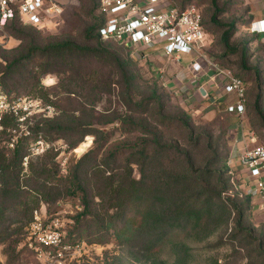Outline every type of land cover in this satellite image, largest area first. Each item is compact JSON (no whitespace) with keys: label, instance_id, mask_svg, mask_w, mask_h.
I'll use <instances>...</instances> for the list:
<instances>
[{"label":"rangeland","instance_id":"1","mask_svg":"<svg viewBox=\"0 0 264 264\" xmlns=\"http://www.w3.org/2000/svg\"><path fill=\"white\" fill-rule=\"evenodd\" d=\"M195 1L202 7L207 28L209 27L202 44L207 46L205 49L207 58L218 61L223 65V69H228L233 74L242 71L240 56L244 49L250 57L248 63L250 65L256 63V57L254 58L253 55L257 44L254 43L253 36L248 34L250 15L247 1L216 0V7L213 5V0ZM65 7L61 17H51L41 29L19 22L17 34H15L17 31L11 32L9 25L0 32V80L3 81L4 89H11L12 92L8 91L13 97L27 96L39 100L42 106L23 122L15 118V126L8 131L11 136L9 147L13 148L18 141L25 143V149L29 152L24 158V171L27 174L30 172L29 160L38 166L46 159L48 166L57 170L58 177H65L49 192V201L41 198L39 210L34 212V216L31 212L26 213L21 210L19 202L21 198H25L24 194L12 196L6 203L0 200V203H3L0 210V264H206V258L210 256L214 257L211 259V264L216 260L220 264H264V214L259 210L262 194L255 192L251 182L247 184L248 173L237 159V152L239 150L241 152L244 145L232 129L227 132L225 122L228 104H235L236 96L230 101L218 90L208 96L201 95L199 89L206 84L200 79L197 80L190 70L192 62L198 59L194 55H184L180 59L170 58L162 54L159 49L153 48L131 51L130 56V53L118 44L105 42V46L119 56L133 59L131 67L136 80L135 101L148 95L154 88L165 104L166 115L187 113L198 132L202 130L211 132L214 148L221 149L224 153H228L232 148L233 155L229 164L235 173L226 174V177H229L230 190L224 196L231 197L241 209L243 208L242 224L238 226V218L233 213L229 225L224 230L209 240L192 244L197 248L195 256H188L189 253L178 246L173 253L170 252V255L165 252L163 257L153 258L141 254L134 243L130 244L131 246L119 244L116 236L111 234L112 230L100 228V224L96 223L98 218H94L91 214H83L87 200L91 201L92 207H98L95 204L98 199L94 197L98 182L92 165L102 162L108 166H110L108 163L114 164L112 158L106 157L107 154L117 145L135 142L141 134L130 131L128 125L123 126L118 120L119 116L125 117L127 114L125 102L128 100V95L121 84L122 79L117 65L83 57L74 60V64H69L71 60L57 66L52 63V67L57 68L56 72L42 74L40 79L33 78V74L40 71L36 67L40 61L36 54L31 58L26 57L32 44L44 46L67 39L82 45L97 44V39L92 38L95 37V31L89 36L86 34V29L96 23L95 1L71 0ZM215 12L218 23L226 25L225 27L213 24L212 15ZM231 28L233 35L230 43L235 47L236 52L226 51L222 41L224 31H229ZM17 57L23 58L25 64L22 76L12 75L10 76L12 81L9 78L3 80L4 67ZM198 60L202 64V71H209L208 63L203 58ZM77 68L79 75L77 72L73 73ZM90 80L98 86L97 89L91 91L87 84L92 82ZM13 81H16V84ZM247 89L250 91L247 97L249 106L242 119L244 130L249 134L253 133L256 142L245 147L264 145L262 122L252 111L255 96L261 89L264 91V86L258 87L257 80L252 76L247 82ZM211 97L220 98V104L215 108L210 104ZM150 108V111L145 112L144 115L151 124L162 129L167 140L186 143L182 129L175 125L169 127L157 123L156 114L152 113L155 105L151 104ZM50 120H56L64 127L77 129L60 132L56 130L49 132L45 127L39 129L42 124L51 123ZM81 122L84 124L81 125ZM87 122L101 129L96 133L100 143L104 142L103 136L106 135L103 131L109 133L110 141L104 149L84 159V154L95 145V133L84 136L75 148L70 146L81 140L79 129H86ZM226 132L228 137L225 138ZM248 141L247 138L246 142ZM125 159L124 155L118 156L116 160L114 158L115 165H122ZM134 167V174L139 177V170L137 166ZM76 171L82 182L81 185L73 181ZM48 174L46 172L45 176ZM25 193L27 195L28 192ZM259 197L260 199L257 200ZM246 199L251 201L248 203ZM31 216L33 221L39 217L43 225L52 221L57 222L63 231L64 241L78 245L74 254L72 253L73 256L52 263L40 260L30 246L35 241ZM129 222H138V225L144 223L140 219L136 220L133 212L129 215Z\"/></svg>","mask_w":264,"mask_h":264},{"label":"trees","instance_id":"2","mask_svg":"<svg viewBox=\"0 0 264 264\" xmlns=\"http://www.w3.org/2000/svg\"><path fill=\"white\" fill-rule=\"evenodd\" d=\"M94 1L97 19L96 23L86 29V34L89 36L95 31V37L92 38L97 39L96 46L82 45L67 39L48 43L44 46L32 44L26 54L28 58L33 57L35 54L39 57L40 63L36 67L40 71L33 74L34 79H40L42 74L56 72L57 68H53L52 63L57 66L71 60L69 64H74V60L83 57H88L89 60L108 61L119 68L122 79L121 84L128 95V100L125 102L128 111L125 117L119 116L118 120L123 123V126L128 125L130 131L139 132L141 135L137 137L135 142L117 145L107 154L106 157L108 159L112 158L114 164L108 163L110 164L108 166L105 162H102L92 165L94 174L97 175L98 189L94 193V197L98 199L95 201L98 207H92L91 201L87 200L83 214H91L94 218H98L96 223L100 224V228L112 230L111 234L116 236L119 244L131 246L130 244L134 243L141 254L146 256L161 258L165 252L168 255H170V252L173 253L178 246L188 252V256H195L197 248L192 244L209 240L212 236L224 230L229 225L233 213L238 218V226L244 220L243 208L241 209L231 197L224 196L230 190L229 177H226V174L227 172L235 173L229 164L233 155L232 148L228 153L214 148L211 132L208 130L198 132L197 127L193 125L187 113L175 116L166 115L164 113L165 104L154 88L149 91L148 95L135 101L136 91L134 85H136V80L131 67L133 59L119 56L115 51L105 46V42L118 44L126 49L130 56L132 50L120 41L101 37L99 29L103 24V17L99 13V1ZM176 1L187 3L195 0ZM213 5L217 6L216 0H213ZM198 6L203 13V25L207 34L209 27L207 28L205 14L202 7L199 4ZM65 9L66 7L64 11ZM63 13L58 17H61ZM248 13L250 14L249 6ZM212 21L216 26H226L218 23L216 12L212 15ZM19 22L21 23L20 19L16 18L7 24L11 32L18 30L17 24ZM22 24L33 26L24 22ZM232 28L229 31H224L222 35L223 45L228 52H236L235 47L230 43V38L233 35ZM17 33L18 31L15 32V34ZM206 47L202 46L204 55L206 54ZM147 49L151 50L153 48ZM260 51V46H257L253 55L254 58L256 57V63L250 65L248 63L250 57L244 49L240 56L242 71L235 74L245 84V110L249 106L247 97L250 91L247 89V82L253 76L258 82V87L261 86L262 88L264 86L263 73L259 70L261 63ZM167 57L171 58V56ZM22 60L21 57L11 60L4 67L2 79L9 78L12 81L10 76H22L23 71H25V64ZM213 63L219 67L223 66L218 61H213ZM74 72L79 75L78 68L77 70L74 69ZM13 83L16 84V81H13ZM6 84L10 86L8 83ZM87 84L91 91L98 87L93 81ZM8 90L12 92L11 89ZM8 90L5 91L11 95ZM262 90L255 96L252 111L261 120V126L264 128V91ZM151 104L155 105V110L152 112L156 114L155 121L161 125L169 127L175 125L182 129L185 133L186 143L172 139L167 140L162 129H158L150 123L144 113L150 111ZM210 104L215 108L220 104V99L210 101ZM242 117L236 112L228 111V114L225 115L227 132L241 124L243 122ZM50 122L52 125L51 123H44L39 129L45 127L49 132L51 130L60 132L77 129L75 127H64L56 120H50ZM80 124L82 125L84 122ZM2 126L3 129L0 131V200L6 203L12 196L24 194L25 198H21L19 202L21 210L26 213L31 212L34 216V212L39 210L38 206L41 198L49 201V192L57 186L59 180L65 179V177H58L57 170L49 167L46 159L41 161L38 166H35L32 160H29L30 172L27 174L24 171V158L28 156L29 152L25 149V143L18 141L13 148L9 147L11 136L8 131L15 126V117L6 115L2 120ZM86 126H88L86 129H79L82 135L81 140L72 143L70 146L75 148L84 136L95 133V145H92L91 149L84 154V159L90 154L104 149L110 141L109 133L103 131V134L106 135L103 136L104 142L100 143L96 133L100 132L101 129L93 127L91 122H87ZM227 132L225 138L228 137ZM197 151H199L198 156ZM121 155L126 156L124 163L115 165L114 158L116 160ZM134 166H137L139 170V177L134 174ZM104 167H107V169H104ZM46 172L49 173L47 176H45ZM42 174L44 175L42 176ZM77 174L78 171L74 174L75 179L73 181L81 185L82 182H80L81 180ZM25 192H28L27 195ZM250 201V199H246V202L249 203ZM3 203H0V210ZM131 212L135 214L136 220L140 219L144 223L138 225V222H129ZM32 216L31 221H33ZM220 242L223 243V241ZM32 252L34 251L32 250ZM212 258L214 257L206 258V264H211ZM176 262L178 263V260ZM213 264L220 263L216 260L213 261Z\"/></svg>","mask_w":264,"mask_h":264},{"label":"built area","instance_id":"3","mask_svg":"<svg viewBox=\"0 0 264 264\" xmlns=\"http://www.w3.org/2000/svg\"><path fill=\"white\" fill-rule=\"evenodd\" d=\"M103 24L99 29L101 37L124 43L132 51L156 48L165 56L180 59L184 55L203 58L209 70L224 75V81L217 86L223 96L235 95V104H228V111L243 116L245 113L246 88L244 81L228 69H223L208 59L201 47L206 35L203 13L195 1L182 3L176 0H98ZM71 0H0V32L16 18L33 26L44 27L51 17L63 13ZM257 32L264 33V19L257 22ZM192 62L194 72L202 71L199 60ZM208 92L205 96H208ZM39 100L27 96L9 95L0 80V130L6 115H12L21 122L27 120L40 106ZM254 134L243 129V139L248 144L256 142ZM240 162L245 166L249 181L255 192L261 195L264 212V145L245 147L240 153ZM34 243L30 246L40 260L58 262L67 260L78 245L64 241L63 231L57 222L43 225L39 217L32 223ZM73 256V255H72Z\"/></svg>","mask_w":264,"mask_h":264},{"label":"crops","instance_id":"4","mask_svg":"<svg viewBox=\"0 0 264 264\" xmlns=\"http://www.w3.org/2000/svg\"><path fill=\"white\" fill-rule=\"evenodd\" d=\"M247 1V5L250 8V19H249V26H248V34H251L253 36L254 43L257 44V46H260L261 51H260V65H259V70L263 73V77H264V33H259L257 32V28H258V21L264 19V0H246ZM253 26V28H252ZM192 65L190 66V70ZM193 71V70H192ZM194 77L200 81L202 80V82H204L206 84L205 87H200L199 91L201 95H205V93L202 92V88L206 89V93L208 92V94H212L213 92L217 91V86L222 84L223 81L225 80L224 75H220L218 73H216V71L214 70H209V71H200V72H194ZM217 97V96H216ZM235 97V95H229L226 96V99L230 100ZM236 98V97H235ZM216 98L215 97H211V101H214ZM220 99V98H218ZM244 121L241 124H238L237 126H235L232 129V132L235 134V136H237V138L241 139V143H243L245 148L246 145H248V143L246 142L245 138L243 139V129H244ZM240 150L237 152L238 155V160L240 161ZM236 155V154H235ZM245 167V166H244ZM246 170V169H245ZM246 178H248L246 176ZM259 198H257V200H259ZM262 200L259 201V210L261 211V213L264 214V212L262 211Z\"/></svg>","mask_w":264,"mask_h":264},{"label":"water","instance_id":"5","mask_svg":"<svg viewBox=\"0 0 264 264\" xmlns=\"http://www.w3.org/2000/svg\"><path fill=\"white\" fill-rule=\"evenodd\" d=\"M201 90H202L203 93L206 94V89L205 88H202Z\"/></svg>","mask_w":264,"mask_h":264},{"label":"clouds","instance_id":"6","mask_svg":"<svg viewBox=\"0 0 264 264\" xmlns=\"http://www.w3.org/2000/svg\"><path fill=\"white\" fill-rule=\"evenodd\" d=\"M252 28H253V26H252Z\"/></svg>","mask_w":264,"mask_h":264}]
</instances>
